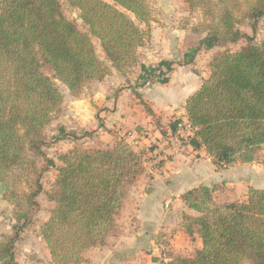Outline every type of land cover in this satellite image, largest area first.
I'll use <instances>...</instances> for the list:
<instances>
[{
  "label": "trees",
  "instance_id": "1",
  "mask_svg": "<svg viewBox=\"0 0 264 264\" xmlns=\"http://www.w3.org/2000/svg\"><path fill=\"white\" fill-rule=\"evenodd\" d=\"M190 11H203L209 24L204 43L228 47L211 64V73L186 102L188 122L217 171L237 162H253L264 147V40L253 32L264 18V0H184ZM88 28L83 33L62 11L61 0L0 2V185L7 192L13 170L30 154L45 158L44 131L61 112L64 97L55 80L73 97L111 68L93 43L100 42L107 62L124 74L139 62L138 49L150 34L152 13L145 0H69ZM133 16V18L131 17ZM139 24H143V30ZM50 68L53 77L44 72ZM148 114L155 117L147 108ZM48 199L55 206L40 230L53 264H82L84 255L102 246L115 226L127 188L144 174V153L124 139L111 148H74L58 158ZM48 169L55 161L45 158ZM27 199L36 206L39 179ZM198 216L183 215L190 238L202 247L192 257L176 256L170 264H264V191L250 188L246 201L218 204L213 190L200 186L182 197ZM12 237L0 241V264H19L15 245L27 226L26 215Z\"/></svg>",
  "mask_w": 264,
  "mask_h": 264
},
{
  "label": "crops",
  "instance_id": "2",
  "mask_svg": "<svg viewBox=\"0 0 264 264\" xmlns=\"http://www.w3.org/2000/svg\"><path fill=\"white\" fill-rule=\"evenodd\" d=\"M192 35L152 27V45L139 50L142 59L135 75L123 77L114 71L87 96H68L44 131L50 139L66 135L77 147L82 143L95 149L111 148L124 139L158 162H148L136 188L121 203L105 244L87 251L82 264H170L174 257H192L202 247L199 236L190 238L183 227L184 214H197L182 197L200 186L225 182L227 170L217 171L196 135L186 144L177 135L178 126L188 122L186 102L201 87L195 75L176 62L188 56L186 49L197 41ZM166 66L171 75L151 83L150 76ZM49 257L48 264H53Z\"/></svg>",
  "mask_w": 264,
  "mask_h": 264
},
{
  "label": "rangeland",
  "instance_id": "3",
  "mask_svg": "<svg viewBox=\"0 0 264 264\" xmlns=\"http://www.w3.org/2000/svg\"><path fill=\"white\" fill-rule=\"evenodd\" d=\"M1 1L2 0H0V2ZM145 1L152 13L153 21L150 26V34L142 48H147L152 45V27L158 29L168 28L172 30V32L180 29H182V31H189L193 34V38H197V41L195 43L192 42V49L185 48L186 51L188 50V56L185 57L183 55L181 61L176 62L185 68L189 73L195 75V78L200 83V86L209 78L211 73V64L218 55L226 51H238L247 45L246 41H241L238 44L222 48L215 47L212 43H204L203 40L208 34L206 26L209 24V19H206L203 11L200 9L190 11L184 0ZM61 3L64 16L68 20L72 21L79 31L83 33L87 32L88 28L81 20L79 11L70 6L69 0H61ZM131 17L133 18V16ZM139 25L143 30H146V27L143 24ZM239 28L245 34L254 38V44L260 45L263 42L264 18L257 25L255 32L252 31L249 23L247 22L241 24ZM93 43L99 59L111 68V73L107 77L111 76L114 71L123 77H127L132 74L135 75L137 73L136 69L140 66L142 53L138 54L139 62L136 67L128 70L124 74H121L113 68L111 63L107 62L100 46V42L93 38ZM140 49L141 48L138 49V52ZM173 60L175 61V59ZM172 64L173 63H171V65ZM44 72L53 77V73L50 68H45ZM171 72L172 69L167 68V66L164 69H158L157 73L150 76L149 81L151 83H155L160 81V78L164 80V78L171 75ZM55 82L63 94L64 102H66L67 97L72 95L58 80H55ZM96 83L97 82L90 83L83 89L82 92H84L87 96L92 92L94 88L93 86ZM146 106L147 105H144L145 110ZM147 108L149 107L147 106ZM45 138L46 145L43 148L44 157L54 160L56 167L48 169L45 164V158H38L30 154L23 166L13 170L9 192H7L2 185H0V241H2L4 237L14 236L15 231L21 228L22 223L18 222V214L26 215V219L28 220L27 226L20 232L19 240L15 245L14 252L19 264L50 263V253L45 242L41 238L40 230L43 224L48 220L50 210L55 206L49 201L48 194L51 193L53 189V185L57 177V169L61 165L58 160L59 156L73 150L74 148H81L88 151L95 150V147L90 145L83 146L84 144L82 143L79 145L80 147H77L75 145V139L66 138V135L62 139H50L48 135H45ZM63 140L66 142H63ZM65 143H67L68 146H65ZM138 152L141 153L142 151ZM143 153L145 162L144 171H146L145 168L148 162H151L150 166L158 165L156 159L147 157L146 153ZM160 161L162 160L160 159ZM142 176L136 183L127 188L125 197L129 196L130 193L134 191ZM224 178L225 182L222 183L220 181V183L212 184L211 186L213 195L218 204L246 201L250 188H256L264 191V147L258 152L256 159L253 162H237L234 166L227 170ZM38 179L42 186V193L35 199L36 206L34 207L29 204L27 197L35 191V182Z\"/></svg>",
  "mask_w": 264,
  "mask_h": 264
},
{
  "label": "built area",
  "instance_id": "4",
  "mask_svg": "<svg viewBox=\"0 0 264 264\" xmlns=\"http://www.w3.org/2000/svg\"><path fill=\"white\" fill-rule=\"evenodd\" d=\"M177 135L180 138L181 144H186L192 136L196 135V131L192 128L189 122L181 123L177 128Z\"/></svg>",
  "mask_w": 264,
  "mask_h": 264
}]
</instances>
